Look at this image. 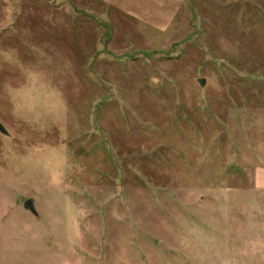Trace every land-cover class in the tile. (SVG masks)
<instances>
[{
	"label": "rangeland",
	"instance_id": "obj_1",
	"mask_svg": "<svg viewBox=\"0 0 264 264\" xmlns=\"http://www.w3.org/2000/svg\"><path fill=\"white\" fill-rule=\"evenodd\" d=\"M0 120V264H264V0H0Z\"/></svg>",
	"mask_w": 264,
	"mask_h": 264
},
{
	"label": "water",
	"instance_id": "obj_2",
	"mask_svg": "<svg viewBox=\"0 0 264 264\" xmlns=\"http://www.w3.org/2000/svg\"><path fill=\"white\" fill-rule=\"evenodd\" d=\"M200 84L202 86L205 85V80L202 79L200 80ZM0 132L5 134V135H10V132L7 130L6 126L2 123V121L0 120ZM26 208L30 209L32 212H34L35 214H38L36 207H35V203L34 200L30 199L26 202L25 204Z\"/></svg>",
	"mask_w": 264,
	"mask_h": 264
}]
</instances>
